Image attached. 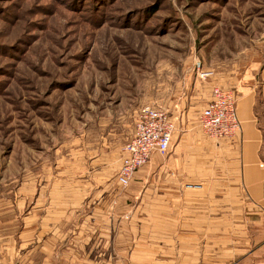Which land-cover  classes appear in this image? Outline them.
<instances>
[{"label":"rangeland","instance_id":"obj_1","mask_svg":"<svg viewBox=\"0 0 264 264\" xmlns=\"http://www.w3.org/2000/svg\"><path fill=\"white\" fill-rule=\"evenodd\" d=\"M263 60L264 0H0V264L156 261L140 196L113 200L134 113L166 110L175 147Z\"/></svg>","mask_w":264,"mask_h":264},{"label":"crops","instance_id":"obj_2","mask_svg":"<svg viewBox=\"0 0 264 264\" xmlns=\"http://www.w3.org/2000/svg\"><path fill=\"white\" fill-rule=\"evenodd\" d=\"M232 84L236 136L215 142L198 128L185 131L113 197L122 205L140 196L144 220L156 219V250L137 252L156 253L150 264H264V60ZM84 182L83 197L100 185Z\"/></svg>","mask_w":264,"mask_h":264},{"label":"built area","instance_id":"obj_3","mask_svg":"<svg viewBox=\"0 0 264 264\" xmlns=\"http://www.w3.org/2000/svg\"><path fill=\"white\" fill-rule=\"evenodd\" d=\"M200 81L213 80L215 74L194 64ZM236 92L231 88L213 85L210 99L200 111L198 120L202 133L212 141L229 139L240 131L236 114ZM174 121L159 106H143L134 113L133 136L122 148V158L117 172V183L126 188L134 174L151 162L156 155L164 156L170 149L175 133Z\"/></svg>","mask_w":264,"mask_h":264}]
</instances>
